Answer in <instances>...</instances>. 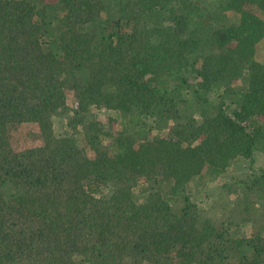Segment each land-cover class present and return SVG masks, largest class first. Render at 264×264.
I'll list each match as a JSON object with an SVG mask.
<instances>
[{
    "label": "trees",
    "instance_id": "16d2710c",
    "mask_svg": "<svg viewBox=\"0 0 264 264\" xmlns=\"http://www.w3.org/2000/svg\"><path fill=\"white\" fill-rule=\"evenodd\" d=\"M263 40L264 0H0V264H264V167L188 190L264 166Z\"/></svg>",
    "mask_w": 264,
    "mask_h": 264
},
{
    "label": "rangeland",
    "instance_id": "374dc122",
    "mask_svg": "<svg viewBox=\"0 0 264 264\" xmlns=\"http://www.w3.org/2000/svg\"><path fill=\"white\" fill-rule=\"evenodd\" d=\"M256 56L258 61L264 64V40L258 45ZM241 83L242 81L236 84L237 88L242 86ZM67 101L69 106L75 107L71 94H68ZM226 102L229 103L230 98ZM92 113L111 132L115 133L116 129L122 126V115L115 110L92 107ZM70 115L71 113L69 112ZM53 128L55 135H59L60 137L66 135L68 132L66 117H55L53 119ZM252 158L253 160L238 159L233 162L224 176L216 178L205 176L193 179L188 185L192 200L198 204L199 208L207 209L212 206L213 200H218V193L222 195L229 193L226 189L228 185L233 184L234 181L248 178L252 173L259 174L260 170L264 167L262 154L257 152ZM140 191V189H136L134 193L138 198L144 197ZM218 202L222 203L220 200Z\"/></svg>",
    "mask_w": 264,
    "mask_h": 264
}]
</instances>
